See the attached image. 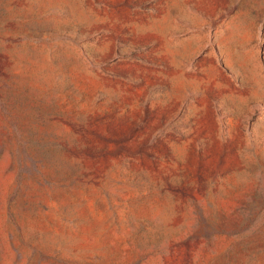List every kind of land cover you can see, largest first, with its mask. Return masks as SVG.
Returning a JSON list of instances; mask_svg holds the SVG:
<instances>
[{
    "label": "rangeland",
    "instance_id": "obj_1",
    "mask_svg": "<svg viewBox=\"0 0 264 264\" xmlns=\"http://www.w3.org/2000/svg\"><path fill=\"white\" fill-rule=\"evenodd\" d=\"M0 264H264V0H0Z\"/></svg>",
    "mask_w": 264,
    "mask_h": 264
}]
</instances>
